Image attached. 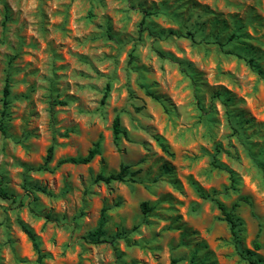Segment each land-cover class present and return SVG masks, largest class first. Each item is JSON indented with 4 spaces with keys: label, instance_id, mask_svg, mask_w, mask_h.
<instances>
[{
    "label": "rangeland",
    "instance_id": "1",
    "mask_svg": "<svg viewBox=\"0 0 264 264\" xmlns=\"http://www.w3.org/2000/svg\"><path fill=\"white\" fill-rule=\"evenodd\" d=\"M143 10L156 14L141 21ZM233 32L224 46L203 40ZM7 69L0 177L23 204L0 198V264H249L197 187L234 206L239 246L264 260V0H0V111ZM51 99L65 102L54 120ZM98 139L89 163L55 166ZM50 145L51 171L32 170ZM122 162L138 170L130 180H93ZM24 179L50 193L25 194ZM103 207L105 241L87 242Z\"/></svg>",
    "mask_w": 264,
    "mask_h": 264
},
{
    "label": "trees",
    "instance_id": "2",
    "mask_svg": "<svg viewBox=\"0 0 264 264\" xmlns=\"http://www.w3.org/2000/svg\"><path fill=\"white\" fill-rule=\"evenodd\" d=\"M156 14L155 11L152 10H143V21L146 16L149 15H154ZM176 33V32H175ZM184 36L189 37L190 39H194L195 33L192 31L187 30L185 33H183ZM236 36V33L233 32L231 33L227 40L224 42L218 41L216 38L215 40L207 37L203 39L207 43H218L219 46H224L228 44L230 41H232ZM228 53H231L235 55L236 57L244 59L248 65L253 67L255 65V56L251 54L249 57L246 58L245 55H243L241 52H234V51H228ZM247 59V60H246ZM145 93L150 96L151 98L155 100H159V96H157L152 90L146 89ZM108 94V85L105 88V91L103 93V96L101 98V103H104L105 98ZM9 95H10V74L9 70L7 69L5 71V76H4V83L2 86V96H1V111H0V133L6 134V123L4 122V117L7 115L8 111V106H9ZM219 95V94H216ZM65 104L64 101H56L54 99H51L49 101V107H48V113L49 117L51 120H54V106L56 104ZM111 130H112V139L113 143L115 146L119 145V142L121 138H128V133L127 130L121 125L120 122V116L118 113H116L111 122ZM65 135V134H63ZM161 149L168 153L171 154L167 148V145L165 144L164 140L161 138H156ZM100 154V140H96L92 143V146L87 150V152L84 155H77V156H67V157H62L56 161L55 166H60L62 164H87L89 163L96 155ZM53 157V145H50L45 153V157L43 159V162L39 165H37L34 168H31L34 171H51V168L49 166V163L51 162ZM211 164L215 168L223 169L226 170L230 173V178L233 181V175L231 174V171L223 164L216 162L215 159H212ZM131 165L128 163H120L119 168L117 171H112L108 174H104L102 172H99L94 175L93 180L96 182H103L105 184H109L112 182H125L127 180H130L131 177H133L138 170H131L130 169ZM22 188L25 192V194L31 195L33 198H35L34 194L35 192H40L43 194H49L50 192L43 186H38V185H32L27 182L26 179H24V182L22 183ZM196 191L198 195L202 198L209 199L210 201L214 202L216 207L219 209L220 213L222 214V219L227 223L229 231L231 236L233 237L235 241V245L237 248V251L240 255V257L245 260L249 264H264V260L258 256H256L252 251L243 249L242 247L239 246V237H240V232H241V224L242 222L235 217L233 213V207L228 209L224 203L217 197L218 193L215 190H210V191H203L200 188H196ZM0 198L3 199H9L12 202L17 201L19 205L23 204V201L21 199H18L13 193L9 192L4 184H3V179L0 177ZM240 199L246 203H249V200L245 196H241ZM141 209L143 212H148L151 210V206L148 204L147 201H143L140 204ZM105 211L106 207H103L101 209V214L99 219L97 220L96 226L87 231V233L84 235V238L87 240V242L93 243V244H98L102 241H105L104 235V224H105ZM19 226L21 230L26 234L27 238L30 240L31 245L34 249V251L37 254V259L41 261V258L43 257V254L40 250V243L38 240V237L35 235V233L32 231V229L23 223L22 221H19ZM253 247L254 249H259L260 248V243L256 240L253 241ZM176 260L173 259L171 261V264H175Z\"/></svg>",
    "mask_w": 264,
    "mask_h": 264
}]
</instances>
